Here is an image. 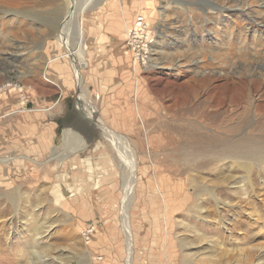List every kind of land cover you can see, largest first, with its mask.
I'll use <instances>...</instances> for the list:
<instances>
[{
    "label": "rangeland",
    "instance_id": "1",
    "mask_svg": "<svg viewBox=\"0 0 264 264\" xmlns=\"http://www.w3.org/2000/svg\"><path fill=\"white\" fill-rule=\"evenodd\" d=\"M254 58L264 0H0V264H264V162L179 171L168 109Z\"/></svg>",
    "mask_w": 264,
    "mask_h": 264
},
{
    "label": "bare ground",
    "instance_id": "2",
    "mask_svg": "<svg viewBox=\"0 0 264 264\" xmlns=\"http://www.w3.org/2000/svg\"><path fill=\"white\" fill-rule=\"evenodd\" d=\"M1 11L8 13L10 9L2 8ZM75 18L74 16L71 23L75 21ZM65 26L67 27L63 31L64 34L70 23ZM80 33H83L82 29ZM70 55L75 59L74 52L71 51ZM258 60L254 58L251 59L248 66H239V70L234 71L237 75H225L223 82L214 86L212 90L208 89L206 97L199 101H196V99L202 87L211 80H219L220 77L216 74L204 78L194 77L190 81L192 84L191 96L182 99L177 97L176 105L168 107V109L173 110L171 117L176 118L175 121L178 122L172 129L185 142L179 148V153L182 155L179 171H185L188 164L192 167H203L212 160L226 158L245 159V162L240 161L244 167H247L246 161L247 165L251 162L254 164L264 162V79L262 80L260 77L262 73L259 75L255 70V66L259 65ZM76 70L78 69L76 68ZM225 87H228V89L218 91V89ZM253 88L256 91H261V95L255 103L251 100ZM179 104L183 107L176 108ZM101 123L104 133L107 132L112 136H116L121 141L128 140L129 137L116 132L107 126L105 122L101 121ZM78 127L80 125H70L68 138L66 139L73 141L76 137L79 138L78 131H81V129ZM11 130L3 133L5 135H15L20 134L22 131V133L28 135V130L20 128L18 131ZM33 130L35 132V127H33ZM44 134L39 136L41 140L46 138ZM149 153L151 152L148 151L147 154ZM121 156L133 157L130 159L134 164L133 154L126 151L122 152ZM10 196H12V200L15 199L14 193Z\"/></svg>",
    "mask_w": 264,
    "mask_h": 264
},
{
    "label": "built area",
    "instance_id": "3",
    "mask_svg": "<svg viewBox=\"0 0 264 264\" xmlns=\"http://www.w3.org/2000/svg\"><path fill=\"white\" fill-rule=\"evenodd\" d=\"M146 29H147V22H146L145 16L138 15L136 17L135 22L132 25V27L128 29L127 37L129 39H132V37L137 35L139 32H144ZM145 51H147L146 45H143L142 49H138L136 51L137 52L136 53L137 59L144 60V58L146 57V54H147ZM144 52H145V55H144Z\"/></svg>",
    "mask_w": 264,
    "mask_h": 264
},
{
    "label": "crops",
    "instance_id": "4",
    "mask_svg": "<svg viewBox=\"0 0 264 264\" xmlns=\"http://www.w3.org/2000/svg\"><path fill=\"white\" fill-rule=\"evenodd\" d=\"M33 141V140H32ZM35 141V143H36V145H37V142H36V140H34ZM11 144H12V142H11ZM11 144H7V146L10 148L12 145ZM9 148H8V150H9ZM6 151H7V148H6Z\"/></svg>",
    "mask_w": 264,
    "mask_h": 264
}]
</instances>
